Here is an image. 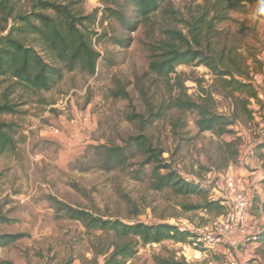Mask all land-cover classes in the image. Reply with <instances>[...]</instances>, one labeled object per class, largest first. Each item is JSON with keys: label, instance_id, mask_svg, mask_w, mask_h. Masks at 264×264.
Returning <instances> with one entry per match:
<instances>
[{"label": "rangeland", "instance_id": "obj_1", "mask_svg": "<svg viewBox=\"0 0 264 264\" xmlns=\"http://www.w3.org/2000/svg\"><path fill=\"white\" fill-rule=\"evenodd\" d=\"M110 1L81 0L77 9L85 17L112 6ZM171 1L176 19L156 13L147 22L140 19L134 31L122 29L112 18L97 21L95 30L104 34L93 40L102 54L95 75L80 68L65 71L63 79L48 91L28 90L8 78L2 83L0 104L6 101L4 92L9 91L8 100L17 104V113L0 115V123L12 125L15 140V149L0 151V236L17 238L0 245V264L104 263L97 252L112 244V234L90 231L78 221L59 216L56 200L105 219L149 224L166 221L197 234L199 228L221 219L233 207L232 181L248 199L249 215L258 218L264 228V99L250 103L252 115L239 108L241 117L232 129L242 137L231 147L210 131L200 133L196 113L172 107L179 93L173 90L176 75L169 82L149 70L151 49L163 38L164 30L186 31V21L199 15L205 0ZM13 2L16 12H25L33 0ZM229 15L217 25L220 34L214 44L217 51L234 49L250 79L252 72L264 69L259 60L264 51V0L244 4ZM130 16L135 19L134 13ZM13 24L14 18L0 10V35L7 34ZM115 37L127 41L122 45ZM43 55L55 64L50 54ZM205 68L180 65L177 72L192 99L201 100L203 88L211 90L216 111L230 116V91L220 90L215 73ZM121 89L124 98L114 95ZM159 110L164 114L151 116ZM140 134H147L153 146L166 150L164 157L183 177L213 183L209 198L222 199L225 214L185 207L203 203V197L176 195L169 188L156 190L151 166L143 165L138 151L129 153L122 165L103 168V157L96 155L95 147L124 146L131 136ZM234 149L239 150L240 167L233 165L235 156L230 153ZM241 170L249 175V183L243 180ZM253 179H258L256 189ZM256 209L263 213L257 214ZM261 233L256 243L244 247L249 254L247 263L264 264ZM233 251L234 246L225 242L165 240L140 247L127 264H155L157 255L185 258L191 264H231L237 259Z\"/></svg>", "mask_w": 264, "mask_h": 264}, {"label": "trees", "instance_id": "obj_2", "mask_svg": "<svg viewBox=\"0 0 264 264\" xmlns=\"http://www.w3.org/2000/svg\"><path fill=\"white\" fill-rule=\"evenodd\" d=\"M80 1L33 0L29 11L16 12L13 0H0V10L9 18H14L10 31L0 35V88L8 78L14 81L13 84L28 90L48 91L63 79L65 71L71 72L80 68L95 75L102 54L95 48L93 40L96 35L102 39L104 34L95 30L93 25L97 21L104 23L112 18L122 29L134 31L140 19L147 22L156 13L177 18V11L172 7L171 0H111L112 6H105L101 11L98 8L85 17L77 9ZM254 1L257 0H205L199 15L186 21V31L173 28L164 30L163 38L151 49L149 61V70L158 77L170 82L172 76L176 75L173 90L179 93L173 98L172 107L182 113H196L199 132L210 131L230 147L235 146L236 141H240L242 137L232 129L241 117L239 108L241 107L247 115H252L250 103L254 100L259 103L261 101L258 100L257 90L249 81L248 75H244L247 72L242 69L243 60L239 59L232 48L217 51L214 40L220 34L217 25L228 20L230 12ZM133 13L135 19L130 16ZM115 40L122 45L127 41L121 37H115ZM42 51L50 54L55 64L48 63ZM180 65H205L210 68L221 84L220 90L226 93L229 92L225 90L230 91L231 115L216 111L215 95L211 90L203 88L199 98L201 100L192 99L181 80V74L177 72ZM8 93L9 91L4 92L6 101L0 104V115L17 113V104L8 100ZM114 95L126 97L122 89ZM150 114L163 115L164 110ZM178 127L177 121L173 130L177 131ZM12 131L11 124L0 123V151L15 149ZM95 150L97 156L103 157V168L122 165L129 153L138 151L144 158L143 165L151 166L150 176L156 190L169 188L176 195L203 197V203L185 206L190 210H204L217 215H223L227 211L222 199L209 198L213 183L183 177L171 161L164 157L166 150L153 146L147 134L131 136L124 146L102 145L95 147ZM230 154L235 156L233 165L240 167V160L237 159L239 150L234 149ZM55 203L59 216L78 221L90 231L112 234V244L97 252V257L104 258L103 264H127L142 246L161 244L165 240L192 243L198 238L193 231L166 221L149 224L141 221L105 219L89 210L75 208L59 200ZM261 236L264 237V232ZM16 238V235H1L0 245L12 243ZM154 262L191 264L185 258L180 259L172 255H157Z\"/></svg>", "mask_w": 264, "mask_h": 264}, {"label": "built area", "instance_id": "obj_3", "mask_svg": "<svg viewBox=\"0 0 264 264\" xmlns=\"http://www.w3.org/2000/svg\"><path fill=\"white\" fill-rule=\"evenodd\" d=\"M259 60L264 65V51L260 55ZM205 70L209 72L207 67ZM249 81L256 88L258 99H264V69L252 72ZM229 185L235 196L233 207L221 219L199 228L196 240L209 242L212 245L218 242H225L232 244L234 247L242 243L244 247L246 245L248 247L258 241L259 235L264 228L261 227L258 218L254 219L249 215V201L246 196L235 189L232 181ZM262 223L264 224V218H262ZM200 244L203 245V243ZM231 264L247 263H240L238 259H233Z\"/></svg>", "mask_w": 264, "mask_h": 264}, {"label": "crops", "instance_id": "obj_4", "mask_svg": "<svg viewBox=\"0 0 264 264\" xmlns=\"http://www.w3.org/2000/svg\"><path fill=\"white\" fill-rule=\"evenodd\" d=\"M245 173L246 172L241 170V175L243 176L242 177L243 180L247 181V183H249L250 182V180L248 179L249 175H244ZM257 181H258V179L257 180L253 179V183H252L253 189H256L258 187ZM256 210L258 212L257 214H262L264 212V211L262 212V210H260V209H256ZM233 252L235 253V255H236L237 259L240 261V263H247L249 261V257H248L249 254L247 251H245L244 245L242 243L235 245ZM247 264H250V263H247Z\"/></svg>", "mask_w": 264, "mask_h": 264}]
</instances>
